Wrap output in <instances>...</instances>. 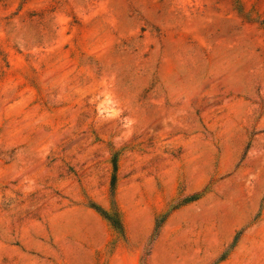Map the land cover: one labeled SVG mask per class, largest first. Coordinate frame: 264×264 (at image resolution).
<instances>
[{
    "label": "rangeland",
    "instance_id": "374dc122",
    "mask_svg": "<svg viewBox=\"0 0 264 264\" xmlns=\"http://www.w3.org/2000/svg\"><path fill=\"white\" fill-rule=\"evenodd\" d=\"M0 264H264V0H0Z\"/></svg>",
    "mask_w": 264,
    "mask_h": 264
},
{
    "label": "trees",
    "instance_id": "16d2710c",
    "mask_svg": "<svg viewBox=\"0 0 264 264\" xmlns=\"http://www.w3.org/2000/svg\"><path fill=\"white\" fill-rule=\"evenodd\" d=\"M199 199V197H196V196H194V197H192L189 201H187L186 203L188 204V203H191V202H195L196 200H198ZM109 219V218H108Z\"/></svg>",
    "mask_w": 264,
    "mask_h": 264
},
{
    "label": "crops",
    "instance_id": "0c3cea01",
    "mask_svg": "<svg viewBox=\"0 0 264 264\" xmlns=\"http://www.w3.org/2000/svg\"><path fill=\"white\" fill-rule=\"evenodd\" d=\"M225 260V259H224Z\"/></svg>",
    "mask_w": 264,
    "mask_h": 264
}]
</instances>
